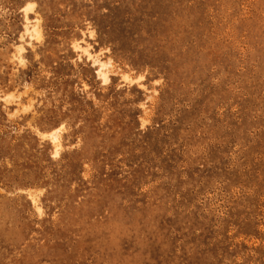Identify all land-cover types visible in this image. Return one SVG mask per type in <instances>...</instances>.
<instances>
[{
	"label": "rangeland",
	"instance_id": "obj_1",
	"mask_svg": "<svg viewBox=\"0 0 264 264\" xmlns=\"http://www.w3.org/2000/svg\"><path fill=\"white\" fill-rule=\"evenodd\" d=\"M0 264H264V0H0Z\"/></svg>",
	"mask_w": 264,
	"mask_h": 264
},
{
	"label": "bare ground",
	"instance_id": "obj_2",
	"mask_svg": "<svg viewBox=\"0 0 264 264\" xmlns=\"http://www.w3.org/2000/svg\"><path fill=\"white\" fill-rule=\"evenodd\" d=\"M34 4L32 2H27L23 7V19L24 23L22 25L21 33L19 34L20 41L15 45V51H14V58L17 62L23 63L25 60V45H32L33 40L39 39L41 36H43L40 27V19L37 15L30 16L29 13H31L33 9ZM35 13V12H34ZM88 35H92V31H87ZM85 34V32L83 33ZM87 35V34H86ZM26 45V46H27ZM74 49L77 51V57L84 56L88 58L94 65V68L96 70V75L100 81L103 83H107L111 79V74L114 72V65L113 60L110 56H104L100 53L93 51L91 49V45L89 43L82 44L77 42L73 43ZM74 50V51H75ZM122 77L124 80H131L132 77L127 73L124 72L122 74ZM143 77V76H142ZM134 78V77H133ZM141 75L137 77V79L140 80ZM142 79V78H141ZM10 95H8L9 97ZM62 129V126H55L49 129L48 131L44 132V134L48 137L49 141L52 144V153L54 155H58L60 153L62 142L60 138V131ZM35 194V193H34ZM32 202L35 204L36 208L40 210V206L36 203V200L32 198Z\"/></svg>",
	"mask_w": 264,
	"mask_h": 264
}]
</instances>
